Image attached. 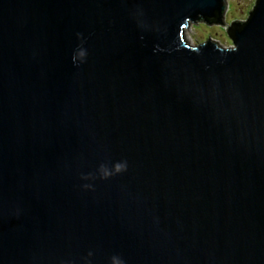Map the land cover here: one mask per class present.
<instances>
[{"label": "water", "instance_id": "water-1", "mask_svg": "<svg viewBox=\"0 0 264 264\" xmlns=\"http://www.w3.org/2000/svg\"><path fill=\"white\" fill-rule=\"evenodd\" d=\"M226 9L0 0V264H264V0L185 32Z\"/></svg>", "mask_w": 264, "mask_h": 264}, {"label": "rangeland", "instance_id": "rangeland-1", "mask_svg": "<svg viewBox=\"0 0 264 264\" xmlns=\"http://www.w3.org/2000/svg\"><path fill=\"white\" fill-rule=\"evenodd\" d=\"M227 9L223 13V23L209 24L206 21L192 22L186 27L187 39L192 43L202 42L208 38L221 42L223 45L231 46L232 40L228 36L227 26L234 21L245 20L256 0H225Z\"/></svg>", "mask_w": 264, "mask_h": 264}, {"label": "trees", "instance_id": "trees-1", "mask_svg": "<svg viewBox=\"0 0 264 264\" xmlns=\"http://www.w3.org/2000/svg\"><path fill=\"white\" fill-rule=\"evenodd\" d=\"M249 15V14H248ZM238 21V20H237ZM215 22H217V20L216 19H213L212 21H210V23H215ZM207 23H209V22H207ZM209 23V24H210Z\"/></svg>", "mask_w": 264, "mask_h": 264}]
</instances>
